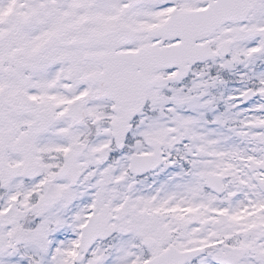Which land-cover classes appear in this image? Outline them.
<instances>
[{
    "label": "snow or ice",
    "instance_id": "snow-or-ice-1",
    "mask_svg": "<svg viewBox=\"0 0 264 264\" xmlns=\"http://www.w3.org/2000/svg\"><path fill=\"white\" fill-rule=\"evenodd\" d=\"M0 264H264V0H0Z\"/></svg>",
    "mask_w": 264,
    "mask_h": 264
}]
</instances>
